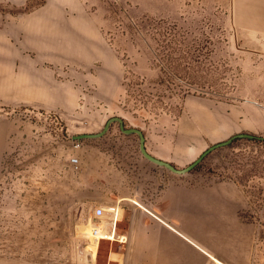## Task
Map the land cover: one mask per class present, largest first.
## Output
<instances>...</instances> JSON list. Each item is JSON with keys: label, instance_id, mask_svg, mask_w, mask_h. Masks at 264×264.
I'll return each mask as SVG.
<instances>
[{"label": "rangeland", "instance_id": "374dc122", "mask_svg": "<svg viewBox=\"0 0 264 264\" xmlns=\"http://www.w3.org/2000/svg\"><path fill=\"white\" fill-rule=\"evenodd\" d=\"M79 2L95 17L97 37L118 59L115 87L98 86L97 63L84 70L86 78L77 83L68 63L47 61L39 66L52 75L49 88L54 92L30 91L32 70L21 56V37L14 38L13 31L23 15L46 3L0 0V264L64 260L61 254H46L45 238L33 237L30 168L39 161L36 145L43 134L57 142L73 141L72 135L97 132L109 117L119 116L126 127L141 129L150 147L169 146L170 159L179 168L232 134L264 137V26L239 22L240 0ZM102 89L106 92L98 91ZM192 107L210 114L219 108L215 116L229 129L219 135L217 126L213 132L205 130L206 114H194ZM124 135L113 122L94 141L119 155L124 152L137 166L139 157L145 159L138 136ZM116 136L121 138L113 140ZM78 147L73 142L69 157H77ZM65 155L68 146L55 144L53 164H60ZM142 161L166 179L235 182L247 199L240 216L255 225L257 262L264 264V141L234 139L210 151L183 175ZM74 258L77 264L84 263L83 257Z\"/></svg>", "mask_w": 264, "mask_h": 264}, {"label": "crops", "instance_id": "0c3cea01", "mask_svg": "<svg viewBox=\"0 0 264 264\" xmlns=\"http://www.w3.org/2000/svg\"><path fill=\"white\" fill-rule=\"evenodd\" d=\"M1 1L22 4L27 0ZM45 3L23 15L13 31L14 38L21 37V56L32 70L30 91L54 92L49 88L52 75L39 66L47 61L68 63L77 83L86 78L83 71L97 63L98 86L115 87L118 59L97 37L95 17L79 0ZM240 3L241 24L264 26V0ZM191 110L206 114L205 130L213 132L217 126L219 135L229 129L215 116L219 108L211 114ZM186 127L191 129L189 124ZM144 136L149 153L176 163L170 159L169 146L152 148ZM40 138L36 145L39 161L30 168L33 237L45 238L46 254H61V264H77L76 254L84 259L78 264H259L255 225L240 216L247 208V199L235 182L166 179L151 166L141 165L142 157L134 166L127 154L105 148L94 141L96 138L79 140L81 145L74 150L78 158L75 169L69 157L73 141L57 142L49 134ZM62 143L68 146V155L55 165L53 149ZM176 147L182 150L181 144ZM97 209L103 210L101 215L95 213ZM85 226H96L100 237L89 235Z\"/></svg>", "mask_w": 264, "mask_h": 264}, {"label": "water", "instance_id": "95a60500", "mask_svg": "<svg viewBox=\"0 0 264 264\" xmlns=\"http://www.w3.org/2000/svg\"><path fill=\"white\" fill-rule=\"evenodd\" d=\"M113 122L118 123L119 129L121 130L122 133H124L126 135L136 134L138 136L139 152L141 153V155L145 159H147L148 161L154 163L155 165L162 167V168H165L168 171H170L174 174H177V175H183V174L190 172L204 158V156H206L210 151H212L218 147L226 146V145L230 144L234 139L247 138V139H255V140L264 141V137L261 135H255V134L245 133V132L235 133L225 140H222V141H219V142H216V143L209 145L192 162H190L189 164H187L186 166H184L182 168H179V167L175 166L174 164H172L171 162L164 160V159H161L159 157H156V156L152 155L151 153H149L145 147V136H144L143 131L139 128H136V127H126L123 119L119 116L109 117L105 121V123L103 124L102 128L97 132L79 133L76 135H72V139L73 140H81V139H86V138L101 137L108 131L109 127L111 126V124Z\"/></svg>", "mask_w": 264, "mask_h": 264}, {"label": "built area", "instance_id": "2783aa9c", "mask_svg": "<svg viewBox=\"0 0 264 264\" xmlns=\"http://www.w3.org/2000/svg\"><path fill=\"white\" fill-rule=\"evenodd\" d=\"M73 142H74V146H75V147H78V146L80 145V141H79V140H73ZM70 161H71V163L73 164L74 168L77 169V168H78V158H77V157H71V158H70ZM102 211H103L102 209H97V210L95 211V213H96L97 215H101ZM91 231H92V236H93L94 238H98V237H100L99 234H98V229L96 228V226H93V227L91 228Z\"/></svg>", "mask_w": 264, "mask_h": 264}, {"label": "bare ground", "instance_id": "6f19581e", "mask_svg": "<svg viewBox=\"0 0 264 264\" xmlns=\"http://www.w3.org/2000/svg\"><path fill=\"white\" fill-rule=\"evenodd\" d=\"M85 227H87L85 231H86L89 235L92 236L91 228H88V227H90V226H85ZM95 245H96V244H95Z\"/></svg>", "mask_w": 264, "mask_h": 264}, {"label": "trees", "instance_id": "16d2710c", "mask_svg": "<svg viewBox=\"0 0 264 264\" xmlns=\"http://www.w3.org/2000/svg\"><path fill=\"white\" fill-rule=\"evenodd\" d=\"M195 168V167H194Z\"/></svg>", "mask_w": 264, "mask_h": 264}]
</instances>
